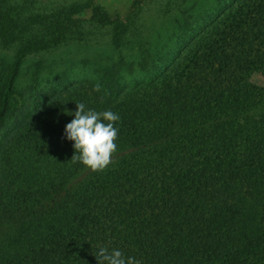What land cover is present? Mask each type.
<instances>
[{"label":"trees","instance_id":"16d2710c","mask_svg":"<svg viewBox=\"0 0 264 264\" xmlns=\"http://www.w3.org/2000/svg\"><path fill=\"white\" fill-rule=\"evenodd\" d=\"M213 1L179 7L165 38L130 42L131 60L134 19L100 13L113 28L100 78L20 102L25 58L61 46L74 19L50 17L37 37L42 21L0 15V41L18 46L0 81V264H97L99 247L139 264H264V86L251 79L264 0ZM79 102L120 117L103 171L71 160L63 130Z\"/></svg>","mask_w":264,"mask_h":264},{"label":"rangeland","instance_id":"374dc122","mask_svg":"<svg viewBox=\"0 0 264 264\" xmlns=\"http://www.w3.org/2000/svg\"><path fill=\"white\" fill-rule=\"evenodd\" d=\"M133 1L7 0L8 7L4 6L0 15H7L8 10L11 16L20 17L21 22L25 24H30L34 20L42 21L41 24L30 27L31 35L37 37L48 35L50 17L67 18L69 15L74 19L71 33L67 34L61 46L32 52L25 58L16 86L19 102L22 99L25 101L29 99L27 96L30 94L27 90L34 86L39 87L37 89L39 92L31 91L36 97L40 90L48 93L78 81L86 79L97 81L100 78L98 64L104 63L107 55L111 53L109 46L113 30L112 25L107 26L96 20L100 13H105L114 20L126 21L133 18L134 23L125 39L127 43H135L140 40L147 41L159 33L165 38L170 32V29L166 28L179 18V7L194 4L196 0H139L140 2L132 8ZM212 3L213 0H204L205 5ZM133 43L127 44L122 50L127 60L133 59L129 49ZM17 48V43L4 45L0 41V81L10 70ZM251 79L254 83L264 86V72L253 74Z\"/></svg>","mask_w":264,"mask_h":264},{"label":"clouds","instance_id":"9594fccd","mask_svg":"<svg viewBox=\"0 0 264 264\" xmlns=\"http://www.w3.org/2000/svg\"><path fill=\"white\" fill-rule=\"evenodd\" d=\"M70 115L73 118L65 125L63 136L72 142L71 160L86 170L103 171L117 149L118 128L115 124L119 115L112 110L86 109L83 102L76 103L75 111ZM95 259L97 264H139L135 256H126L119 248L99 247Z\"/></svg>","mask_w":264,"mask_h":264}]
</instances>
